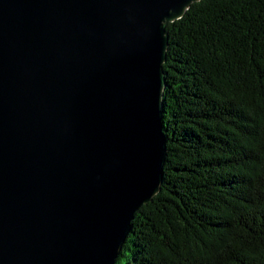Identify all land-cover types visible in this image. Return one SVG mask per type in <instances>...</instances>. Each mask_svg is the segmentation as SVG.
I'll return each instance as SVG.
<instances>
[{"label": "water", "instance_id": "obj_1", "mask_svg": "<svg viewBox=\"0 0 264 264\" xmlns=\"http://www.w3.org/2000/svg\"><path fill=\"white\" fill-rule=\"evenodd\" d=\"M203 0H0V264H117L161 191L167 26Z\"/></svg>", "mask_w": 264, "mask_h": 264}, {"label": "trees", "instance_id": "obj_2", "mask_svg": "<svg viewBox=\"0 0 264 264\" xmlns=\"http://www.w3.org/2000/svg\"><path fill=\"white\" fill-rule=\"evenodd\" d=\"M167 30L164 180L117 264H264V0H203Z\"/></svg>", "mask_w": 264, "mask_h": 264}]
</instances>
